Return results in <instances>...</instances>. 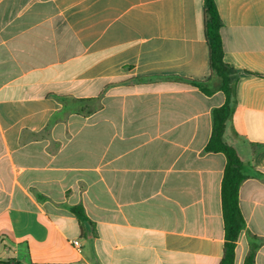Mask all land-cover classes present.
I'll return each mask as SVG.
<instances>
[{
	"label": "crops",
	"instance_id": "0c3cea01",
	"mask_svg": "<svg viewBox=\"0 0 264 264\" xmlns=\"http://www.w3.org/2000/svg\"><path fill=\"white\" fill-rule=\"evenodd\" d=\"M204 0H0V264H219L225 157L205 153L224 103ZM236 80L223 142L264 264V0H214ZM82 205L81 235L67 207Z\"/></svg>",
	"mask_w": 264,
	"mask_h": 264
},
{
	"label": "trees",
	"instance_id": "16d2710c",
	"mask_svg": "<svg viewBox=\"0 0 264 264\" xmlns=\"http://www.w3.org/2000/svg\"><path fill=\"white\" fill-rule=\"evenodd\" d=\"M204 38L208 47L210 75L204 81L189 79L175 80L197 88L201 93L210 96L215 92H222L224 103L211 111V135L204 148L205 153H220L225 157V166L220 186L221 212L224 230V245L222 258L219 264H234L236 242L239 235L246 229L244 219L238 204L240 185L252 173V167L243 163L235 150L223 142L226 123L231 119L235 108L236 80L233 71L223 60V48L220 35L221 21L214 0L203 2ZM67 210L76 218L81 235L91 225L82 205L67 207ZM248 252L243 264H254L255 255L261 241L247 233Z\"/></svg>",
	"mask_w": 264,
	"mask_h": 264
}]
</instances>
